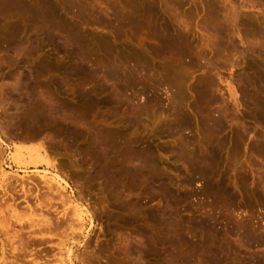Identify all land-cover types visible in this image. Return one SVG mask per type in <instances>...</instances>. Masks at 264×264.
<instances>
[{
    "label": "rangeland",
    "instance_id": "rangeland-1",
    "mask_svg": "<svg viewBox=\"0 0 264 264\" xmlns=\"http://www.w3.org/2000/svg\"><path fill=\"white\" fill-rule=\"evenodd\" d=\"M257 28L264 0H0V264H264Z\"/></svg>",
    "mask_w": 264,
    "mask_h": 264
},
{
    "label": "bare ground",
    "instance_id": "bare-ground-1",
    "mask_svg": "<svg viewBox=\"0 0 264 264\" xmlns=\"http://www.w3.org/2000/svg\"><path fill=\"white\" fill-rule=\"evenodd\" d=\"M218 13H219V12H218ZM218 13H217V14H218ZM225 13H227V12H225ZM226 15H228V14H226ZM226 15H224V16L226 17ZM231 15H232V14H231ZM233 15H234V14H233ZM253 15H254V14H253ZM222 16H223V15H222ZM224 16H223V17H224ZM232 18H233V17H232ZM214 19H215V18H214ZM215 20H216V19H215ZM249 20L251 21L252 19H249ZM222 21H223V20H222ZM230 21H231V20H230ZM209 22H210V21H209ZM216 22H217V21H216ZM228 22H229V21H228ZM228 22H227V23H228ZM217 23H218V22H217ZM221 23H222V22H221ZM225 23H226V22H225ZM225 23H224V24H225ZM257 23H258V22H257ZM208 24H209V23H208ZM247 24H249V22L246 23V26H247ZM210 25H211V24H210ZM214 25H215V24H214ZM218 25H219V23H218ZM225 25H226V24H225ZM225 25H224V26H225ZM259 25H260V24H259ZM219 26H220V25H219ZM219 26H218V27H219ZM222 26H223V24H222ZM250 26H251V24L249 25V27H250ZM262 26H263V25H262ZM262 26H260V27H262ZM226 27H227V26H226ZM251 27H252V26H251ZM216 28H217V26H216ZM216 28H215V29H216ZM252 28H253V27H252ZM255 28H256V26H255ZM258 29H259V28L256 29V30L258 31V33H257V31H256V32H254V34L257 33V34L259 35V33H260L259 31L262 32V30H264V28H260V29H262V30H258ZM238 30H239V29H238ZM240 30H241V29H240ZM245 30H247V29H245ZM254 30H255V29H254ZM218 31H219V30H218ZM218 31H217V32H218ZM247 31H248V30H247ZM245 32H246V31H245ZM245 32H243V33H245ZM225 33H226V32H225ZM263 33H264V32H263ZM263 33H262V35H263ZM226 34H227V33H226ZM241 34H242V32H241ZM248 34H249V33H248ZM248 34H247V36H248ZM252 34H253V33H252ZM217 35H219V34H217ZM222 35H223V34H222ZM260 35H261V34H260ZM260 35H259V36H260ZM29 100H30V99H29ZM29 100H28V101H29ZM28 103H29V102H28ZM28 103H27V104H28ZM32 105H34V104L32 103ZM29 106H30V105H29ZM16 107H17V104H16ZM47 109H49V108H47ZM29 110H30V109H29ZM35 110H36V109H35ZM35 110H34V111H35ZM48 111H50V110H48ZM19 113H20V112H19ZM30 113H31V112H30ZM33 113H34V112H33ZM33 113H32V114H33ZM49 113H51V112H49ZM52 113H53V112H52ZM21 114H22V113H21ZM23 114H25V113H23ZM32 114H31V115H32ZM36 114H37V113H35V115H34L35 117H36ZM21 116H23V115H21ZM26 116H27V115H26ZM51 116H53V115H51ZM19 117H20V116H19ZM23 117H24V116H23ZM31 117H32V116H30V118H31ZM35 117H34V118H35ZM17 118H18V117H17ZM25 118H26V117H25ZM25 118H22V117L18 118L20 122L17 120V121L19 122V123H18V122H17V123H18L19 125L21 124L20 126H22V124L24 125V123H27V122H26V119L29 118V116H28L26 119H25ZM34 118H33V119H34ZM6 119H7V118H6ZM11 120H12V119H11ZM15 120H16V119H15ZM27 120H28V119H27ZM31 120H32V119H31ZM34 120H35V119H34ZM6 122H7V121H6ZM29 122L31 123V121H29ZM29 122H28V124H29ZM32 122H33V121H32ZM28 124H25V125H28ZM31 124H32V123H31ZM11 125H12V124H11ZM14 125H15V124H14ZM19 125H17V127H19ZM3 126H4V125H3ZM5 126H6V125H5ZM5 126H4V127H5ZM9 126H10V125H9ZM12 126H13V125H12ZM0 127H1V124H0ZM13 127H14V126H13ZM13 127H12V128H13ZM32 127H33V126H32ZM7 128H8V127H7ZM22 128H23V126H22ZM2 129H3V128H2ZM27 129H28V128H27ZM27 129H26V130H27ZM12 130H13V129H11V131H12ZM22 130H23V129H22ZM11 131H10V132H11ZM14 131H15V130H14ZM0 132H1V131H0ZM2 132H4V130H2ZM5 132H6V131H5ZM7 132H8V131H7ZM17 133H18V131H17ZM2 134H4V133H2ZM15 134H16V133H15ZM28 134L30 135V133H28ZM0 135H1V133H0ZM5 135H6V133H5ZM8 136H9V132H8ZM12 136H13V135H12ZM14 136H16V135H14ZM20 136H21V132H20ZM21 137H22V136H21ZM4 138H5V137H4ZM22 138H23V137H22ZM7 139H8V138H7ZM6 141H8V140H6ZM3 142H4V141H3V139H2L1 136H0V156H2L4 152H7V150L3 148V145H2ZM3 144H4V143H3ZM100 146H101V145H100ZM5 147H6V146H5ZM39 153H40V152H39ZM4 155H5V154H4ZM4 155H3V156H4ZM18 155H19V154H18ZM21 155H22V154H21ZM23 155H24V154H23ZM30 155H31V154H30ZM5 157H6V156H5ZM37 157L39 158L40 156H37ZM41 157H42V156H41ZM20 158H21V156H20ZM23 158H24V156H23ZM29 158H30V156H29ZM39 159H41V158H39ZM5 160H6V159H5ZM24 160H25V159H24ZM1 161H2V160H1ZM21 161H22V160H21ZM28 162H29V161H28ZM38 163H40V162H38ZM33 164H34V163H33ZM35 164H37V163H35ZM1 166H2V165H1ZM43 175H44V174H43ZM10 179H11V178H10ZM10 179H9V182H10ZM27 179H28V178H27ZM50 179H51V178H50ZM31 180H32V178H31ZM33 180H34V178H33ZM36 180H37V179H36ZM13 181H14V180H13ZM11 182H12V181H11ZM36 182L38 183V181H36ZM53 182H54V181H53ZM25 183H26V182H25ZM42 183H43V182H42ZM46 183H47V182H46ZM49 183H50V182H49ZM49 183H48V184H49ZM7 184H8V183H7ZM14 184H15V183H14ZM19 184H20V182H19ZM19 184H18V185H19ZM23 184H24V183H23ZM26 184H27V183H26ZM9 185H10V184H9ZM11 185H12V184H11ZM53 185H54V184L52 183V186H53ZM24 186H25V185H24ZM52 186H51V187H52ZM6 187H7V189H8V186H6ZM12 187H13V186H12ZM20 187H21V186H20ZM47 187H48V186H47ZM53 187H55V186H53ZM9 188H10V187H9ZM14 188H15V187H14ZM29 188H30V187H29ZM41 189H42V188H41ZM47 189H48V188H47ZM42 190H43V189H42ZM45 190H46V189H45ZM53 190H55V189H53ZM58 190H59V189H58ZM9 191L11 192V189H10ZM14 191H15V190H14ZM23 191H24V190H23ZM32 191H33V190H32ZM16 192H18V191H16ZM30 192H31V190H30ZM41 192H42V191H41ZM19 193H20V192H19ZM19 193H18V194H19ZM28 193H29V191H28ZM28 193H27V194H28ZM38 193H39V192H38ZM42 193H44V190H43ZM61 193H62V192H61ZM31 194H32V192H31ZM64 194H65V193H64ZM21 195H22V194H21ZM24 195H25V194H24ZM29 195H30V194H29ZM29 195H28V196H29ZM44 195H45V193H44ZM50 195H51V194H50ZM22 196H23V195H22ZM33 196H34V195H33ZM38 196H39V195H38ZM38 196H37V197H38ZM46 196H47V194H46ZM57 196H58V195H57ZM5 197H6V195H5ZM20 197H21V196H20ZM29 197H30V196H29ZM47 197L49 198V196H47ZM47 197H45V200H46ZM50 197H51V196H50ZM53 197H54V195H53ZM65 197H66V196H65ZM35 198H36V197H35ZM40 198H41V196L39 197V199H40ZM63 198H64V197H63ZM6 199H7V198H6ZM18 199H19V198H18ZM21 199H22V198H21ZM30 199H31V198H30ZM43 199H44V197H43ZM54 199H56V198L54 197ZM54 199H53V200H54ZM59 199H60V196H59ZM61 199H62V198H61ZM61 199H60V200H61ZM64 199H65V198H64ZM0 200H1V199H0ZM3 200H4V199H3ZM10 200H12V199H10ZM14 200H15V199H14ZM47 201H48V200H47ZM51 201H52V198H51ZM5 202H6V201H5ZM9 202H10V201H9ZM28 202H29V201H28ZM32 202H33V201H32ZM69 202H70V201H69ZM0 203H1V202H0ZM6 203H7V202H6ZM36 203H37V201H36ZM39 203H40V201H39ZM43 203H44L45 206L47 207V205H46L47 202L45 203V202L43 201ZM51 203H52V202H51ZM64 203H65V202H64ZM8 204H9V203H8ZM8 204H7V205H8ZM41 204H42V203H41ZM41 204H40V205H41ZM49 204H50V203H49ZM53 204H54V203H52V205H53ZM56 204H57V203H56ZM65 204H66V203H65ZM29 205H30V204H29ZM31 205H32V204H31ZM57 205H58V204H57ZM3 206H4V205H3ZM8 206H12V205H8ZM8 206H6V208H7ZM15 206H16V205H15ZM41 206H42V205H41ZM43 206H44V205H43ZM45 206H44V207H45ZM49 206H50V205H49ZM59 206L61 207L62 205H59ZM63 206H64V205H63ZM12 207H13V206H12ZM12 207H8V211H9V209L12 208ZM16 207H17V206H16ZM20 207H21V206H20ZM25 207H26V206H25ZM50 207H51V206H50ZM50 207H48L49 210H50L51 208H53V207H51V208H50ZM54 207H55V206H54ZM1 208H2V207H1ZM34 208H35V207H34ZM41 208H42V207H41ZM57 209H58V208H57ZM12 210H14V208L11 209V211H12ZM44 210H45V208H44ZM47 210H48V209H47ZM47 210H46V211H47ZM77 210H78V209H77ZM77 210H76V212H77ZM4 211H5V210H4ZM27 211H28V210H27ZM36 211H37V210H36ZM36 211H35V213H36ZM55 211H56V210H55ZM39 212H40V210H39ZM43 212H45V211H43ZM71 212H73V211H70V214H71ZM5 213H9V212H5ZM11 213H12V212H11ZM31 213H32V212H31ZM48 213H49V212H48ZM53 213H54V212H53ZM15 215H16V214H15ZM15 215H14V217H15ZM41 215H42V212H41ZM44 215H45V214H44ZM44 215H43V216H44ZM57 215H58V214H57ZM71 215H72V214H71ZM34 216H35V215H34ZM37 216H38V215H37ZM46 216H47V218H48V215H46ZM67 216H68V215H67ZM4 217H5V216H4ZM44 217H45V216H44ZM44 217H43V218H44ZM55 217H56V216H55ZM18 218H19V217H18ZM47 218H46V219H47ZM6 219H7V216H6ZM8 219H11V218H8ZM14 219H15V218H14ZM48 219H49V218H48ZM68 219H69V218H68ZM71 219H72V218H70L69 221H71ZM11 220H12V219H11ZM16 220H17V219H16ZM41 220H42V219H41ZM41 220H39V221H41ZM51 220H52V219H51ZM5 221H6V220H5ZM17 221H18V220H17ZM42 221H43V220H42ZM46 221H47V220H46ZM53 221H54V219H53ZM63 221H64V220H63ZM63 221H62V222H63ZM66 221H67V220H66ZM1 222H2V220H1ZM6 222H7V221H6ZM10 222H11V221H10ZM13 222H14V221H13ZM37 222H38V221H37ZM47 222H48V221H47ZM60 222H61V221H60ZM64 222H65V221H64ZM49 223H50V222H49ZM54 223H55V222H53V224H54ZM66 223H68V222H66ZM66 223H65V224H66ZM0 224H1V223H0ZM41 224H42V222H41ZM50 224H51V223H50ZM63 224H64V223H63ZM7 225H8V224H6V226H7ZM14 225H15V224H14ZM45 225H46V224H45ZM56 225H57V224H56ZM59 225H60V224H59ZM70 225H71V224H70ZM70 225H69V226H70ZM33 226H34V225H33ZM33 226H32V227H33ZM35 226H37L36 223H35ZM43 226H44V225H43ZM49 226H51V225H49ZM54 226H55V224H54ZM61 226H62V224H61ZM61 226H60V227H61ZM64 226H65V225H64ZM7 227H8V226H7ZM7 227H6L5 230H7ZM52 227H53V226H52ZM56 227H57V226H56ZM58 227H59V226H58ZM2 228H3V227H2ZM2 228H1V229H2ZM22 228H23V227H22ZM42 228H43V227H42ZM42 228H41V230H42ZM46 228H49V227H46ZM61 228H62V227H61ZM67 228H68V226H67ZM44 229H45V228H43V230H44ZM49 229H51V228H49ZM58 229H59V228H58ZM63 229H65V227L62 228V230H63ZM11 230H12V228H11ZM22 230H23V229H22ZM32 230H34V229H32ZM37 230H38V229H37ZM43 230H42V231H43ZM47 230H48V229H47ZM54 230L56 231L57 229H54ZM60 230H61V229H60ZM8 231H9V230H8ZM12 231H13V230H12ZM35 231H36V229H35ZM42 231H40V232L42 233ZM0 232H1V231H0ZM14 232H15V231H14ZM14 232H13V233H14ZM17 232H18V231H17ZM31 232H32V231H31ZM40 232H38V233L40 234ZM44 232H45V231H44ZM52 232H53V231H52ZM28 233H29V232H28V230H27V234H28ZM35 233H36V232H35ZM38 233H36V234H38ZM58 233H60V232H58ZM25 234H26V233H25ZM48 234H49V233H48ZM53 234H54V232H53ZM55 234H56V233H55ZM1 235H2V234H1ZM3 235H4V234H3ZM9 235H10V234H9ZM11 235L13 236V234H11ZM16 235H17V234H16ZM23 235H24V234H23ZM40 235H41V234H40ZM12 236H11V237H12ZM21 236H22V235H21ZM28 236H29V235H28ZM6 237H7V236H6ZM16 237H18V236H16ZM22 238H23V237H22ZM31 238H33V237H31ZM31 238H30V239H31ZM5 239H6V238H5ZM12 239H14V241L16 240L15 237H14V238L12 237ZM19 239L21 240V238H19ZM28 239H29V238H28ZM24 240H26V239H24ZM5 241H6V240H5ZM6 242H7V241H6ZM18 242H19V240H18ZM4 243H5V242H4ZM8 243H9V242H8ZM8 243H7V244H8ZM27 243H29V242H27ZM24 244H25V243H24ZM29 244H30V243H29ZM17 245H18V244H17ZM58 245H59V244H58ZM58 245H57V246H58ZM60 245H61V244H60ZM12 246H13V245H12ZM19 246H20V244L18 245V247H19ZM23 246H25V245H23ZM14 248H16V246H15ZM20 248H21V247H19V249H20ZM23 248H25V247H23ZM12 249H13V248H12ZM12 249H11V250H12ZM16 249H17V248H16ZM16 249H14L15 252H17V250H18V249H17V250H16ZM23 250H24V249H23ZM23 250H22V251H23ZM27 250H28V248H27ZM55 250H58V249H55ZM66 250H67V249H66ZM2 251H3V250H2ZM49 251H50V250H49ZM4 252H5V251H4ZM6 252H7V251H6ZM15 252H14V253H15ZM18 252H19V250H18ZM46 252H47V251H46ZM8 253H9V252H8ZM11 253H12V252H11ZM14 253H13V254H14ZM23 253H25V252H22V254H23ZM28 253H29V252H28ZM47 253H48V252H47ZM83 253H84V252H83ZM4 254H5V253H4ZM13 254H12V255H13ZM20 254H21V251H20ZM25 254H27V253H25ZM30 254H31V252H30ZM42 254H43V253H42ZM58 254H59V252H58ZM5 255H6V254H5ZM7 255H8V254H7ZM16 255H17V254H16ZM27 255H28V254H27ZM31 255H32V254H31ZM55 255H56V254H55ZM60 255H61V254H60ZM69 255H70V252H69ZM53 256H54V255H53ZM87 256H88V255H87ZM22 257H23V256H22ZM22 257H21V258H22ZM42 257H43V256H42ZM55 257H56V256H55ZM88 257H89V256H88ZM12 258H13V257H12ZM16 258H17V257H16ZM16 258H15V260H16ZM45 258H46V257H45ZM51 258H52V257H51ZM71 258H72V257H71ZM71 258H70V259H71ZM9 259H10V258H9ZM56 259H57V257H56ZM88 259H90V258H88ZM88 259H87V260H88ZM21 260H22V259H21ZM5 261H6V260H5ZM19 261H20V260H19ZM52 261H53V260H52ZM54 261H55V260H54ZM60 261H61V260H60ZM63 261H64V260H63ZM81 261H82V260H81ZM3 262H4V261H3ZM26 262H27V261H26ZM50 262H51V261H50ZM83 262H84V261H83ZM23 263H24V262H23ZM48 263H49V262H48ZM70 263H71V264H75L76 262L74 263L73 259H71V260H70ZM90 263H91V262H90ZM6 264H7V261H6ZM12 264H19V263H18L17 260H16V261H13V260H12ZM25 264H26V263H25ZM36 264H37V263H36ZM85 264H86V261H85ZM87 264H89V262H88ZM93 264H94V263H93ZM181 264H182V263H181Z\"/></svg>",
    "mask_w": 264,
    "mask_h": 264
}]
</instances>
